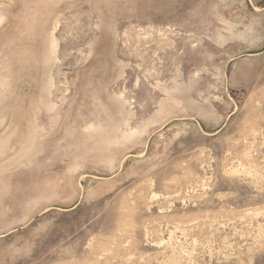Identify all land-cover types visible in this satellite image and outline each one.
<instances>
[{
	"label": "rangeland",
	"instance_id": "1",
	"mask_svg": "<svg viewBox=\"0 0 264 264\" xmlns=\"http://www.w3.org/2000/svg\"><path fill=\"white\" fill-rule=\"evenodd\" d=\"M0 264H264V0H0Z\"/></svg>",
	"mask_w": 264,
	"mask_h": 264
}]
</instances>
